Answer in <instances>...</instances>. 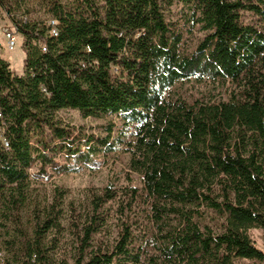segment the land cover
Masks as SVG:
<instances>
[{"label":"trees","instance_id":"trees-1","mask_svg":"<svg viewBox=\"0 0 264 264\" xmlns=\"http://www.w3.org/2000/svg\"><path fill=\"white\" fill-rule=\"evenodd\" d=\"M20 1L0 0L25 53L21 75L0 56V217L16 224L7 264H264L249 234L261 228L264 241V0H43L58 21V35L46 38L36 29L44 20L16 16ZM172 4L189 30L204 33L192 51L166 13ZM244 11L259 24L243 22ZM192 78L220 83L222 96L172 95ZM61 109L103 120L101 131L63 124ZM110 154L128 155L125 186L116 178L91 189L83 212L69 203L67 228L65 191L55 188L34 210L31 232L24 228L32 181L96 171ZM111 201L120 223L104 246L95 235ZM66 230L71 241L57 258ZM48 232L56 236L44 243Z\"/></svg>","mask_w":264,"mask_h":264},{"label":"rangeland","instance_id":"rangeland-1","mask_svg":"<svg viewBox=\"0 0 264 264\" xmlns=\"http://www.w3.org/2000/svg\"><path fill=\"white\" fill-rule=\"evenodd\" d=\"M21 7L13 5L14 13L19 15L25 12L27 19L31 22H39L45 20L50 15L43 0H21ZM20 8V9H19ZM184 9L180 4H172L166 13L168 17L179 23L183 31L182 49L184 51H192L198 41L203 37V32L195 27L191 30L187 28L181 16ZM242 21L245 23L259 24L258 16L249 12H242ZM2 26H13L5 10L0 6V56L8 60L11 70L20 75L23 73L24 59H23V36L16 32L17 45L14 50L9 51L6 48V41L1 31ZM172 95L180 96L191 102L195 99H203L204 101H213L218 99L223 94V86L218 82L211 81H197L195 79L185 80L176 83L171 91ZM57 117L63 124H70L81 126L84 132L99 133L101 131L100 125L104 122L101 119L93 117H84L76 109H61L57 112ZM128 170V155H114L108 156V163L101 166L96 171H90L86 168L78 172H71L67 174L53 175L49 180L32 181L28 187L27 198L21 209V223L29 232L32 230L33 215L35 209H42L47 206L52 198L53 190L58 188L64 190L63 196V219L62 224L67 228L68 205L72 203L78 211L83 212L89 203V192L91 189H99L103 187L109 179H117V186H125L127 184L125 173ZM134 183L141 186L138 174L131 173ZM118 203L111 201L106 204L108 208V217L104 229L101 233L95 235L96 241H101L102 244L111 245L116 238L117 228L120 223V217L117 214ZM136 215L141 225V231L150 235L152 228L147 218V212L144 206L136 208ZM16 224L11 220H4L0 217V264L10 263L13 258V248L7 244V240L16 239ZM251 238L255 241L258 248L264 250L263 230L261 228H252L249 230ZM53 236V232L46 234L45 242L48 243ZM57 248L55 256L58 258L63 247L70 244L71 236L67 230L62 236H56ZM95 241V242H96ZM235 264H257L256 260L237 258L234 260Z\"/></svg>","mask_w":264,"mask_h":264},{"label":"built area","instance_id":"built-area-1","mask_svg":"<svg viewBox=\"0 0 264 264\" xmlns=\"http://www.w3.org/2000/svg\"><path fill=\"white\" fill-rule=\"evenodd\" d=\"M24 21L26 20V17L22 18ZM36 29H42L44 30L43 32V37H56L58 35V21L55 18L48 17L46 18L43 22L37 24ZM1 31L3 33V36L6 41V48L9 51L14 50V48L17 45V39H16V28L15 27H10V26H2ZM40 48L43 52L47 51V46L43 42H40ZM44 91V90H42ZM4 146L7 148L8 144L5 140H2Z\"/></svg>","mask_w":264,"mask_h":264},{"label":"crops","instance_id":"crops-1","mask_svg":"<svg viewBox=\"0 0 264 264\" xmlns=\"http://www.w3.org/2000/svg\"><path fill=\"white\" fill-rule=\"evenodd\" d=\"M1 55V54H0ZM2 57V56H1ZM3 58V57H2ZM25 58V53L23 52V59ZM4 59V58H3ZM6 60V59H5ZM7 62H8V60H6ZM9 63V62H8ZM9 65H10V63H9ZM18 74H20V73H18Z\"/></svg>","mask_w":264,"mask_h":264}]
</instances>
